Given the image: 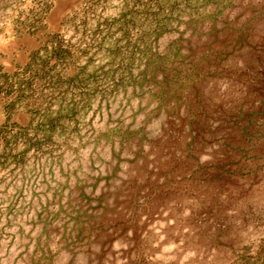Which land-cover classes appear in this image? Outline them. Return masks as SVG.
Here are the masks:
<instances>
[{"label": "rangeland", "instance_id": "374dc122", "mask_svg": "<svg viewBox=\"0 0 264 264\" xmlns=\"http://www.w3.org/2000/svg\"><path fill=\"white\" fill-rule=\"evenodd\" d=\"M0 264H264V0H0Z\"/></svg>", "mask_w": 264, "mask_h": 264}]
</instances>
